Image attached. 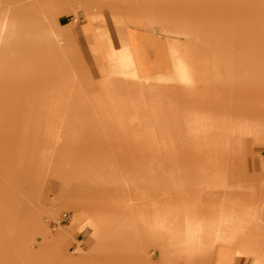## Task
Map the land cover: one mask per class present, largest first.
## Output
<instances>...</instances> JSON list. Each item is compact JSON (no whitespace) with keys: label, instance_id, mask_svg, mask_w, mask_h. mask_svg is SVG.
Here are the masks:
<instances>
[{"label":"rangeland","instance_id":"obj_1","mask_svg":"<svg viewBox=\"0 0 264 264\" xmlns=\"http://www.w3.org/2000/svg\"><path fill=\"white\" fill-rule=\"evenodd\" d=\"M62 1L57 12H68L73 29L85 6L97 4ZM110 1L92 20H107L120 41L106 73L93 74L96 90L80 77L73 82L49 50L53 42L39 53L45 97L62 96L54 115L52 100L44 101L45 144L54 147L17 158L39 162L6 171L0 164V264H196L212 241L245 235L246 213L220 209L235 206L240 191L222 183L227 166L234 183L259 181L244 163L228 161L254 146L264 153V0ZM129 26L150 31L156 71L140 67ZM70 37L76 51L78 31ZM4 54L17 73L7 79L19 81L24 53ZM12 111L25 117L24 107L1 109ZM36 225L48 238L43 246ZM255 230L253 240H264ZM258 246L241 251L264 255Z\"/></svg>","mask_w":264,"mask_h":264},{"label":"crops","instance_id":"obj_2","mask_svg":"<svg viewBox=\"0 0 264 264\" xmlns=\"http://www.w3.org/2000/svg\"><path fill=\"white\" fill-rule=\"evenodd\" d=\"M83 1L97 4L93 7L85 6V14L79 16L76 22L77 28L73 29L65 22L66 16L69 15L68 12H62V14L57 12L58 9L60 10L59 6L63 2L62 0H0V84L9 83L12 86H0V91L15 92L10 95H0V164L5 165V171L8 164L39 162L33 159L20 160L17 158L37 157L46 146L54 147V145L45 144L44 116L46 112L44 101L45 98L52 100L53 111L51 114L54 115L56 113L54 110L60 107L62 96L50 95L45 97L44 95V56L42 55L41 58L39 53L45 52V42H53L54 45L49 50L55 51L56 56L64 65L67 75L73 78L74 83L77 82L75 77H80L86 84L90 83L93 90H96V85L92 84L91 80L94 72L99 76L106 73V62L110 59L113 45L120 41L119 34L116 31L108 33L107 20L95 22L92 18L94 13L106 11L111 1ZM74 13L77 17L78 12L74 10ZM3 20L6 21L4 30L1 28ZM45 26L49 28L47 36H45ZM73 30L78 31L80 36L78 39L79 47L76 49L78 56L75 55L77 54L76 51H73L69 45ZM131 31L136 33L135 38L139 45L138 52L142 57L140 67L147 70L148 73L156 71L158 67L155 64L152 47L154 41L150 39L152 38L149 35L150 31L129 26L125 29L126 36H129L128 33ZM153 36L163 39L155 32ZM127 40H129L128 37ZM4 52L24 53V56L21 57L24 66L22 65L23 68L21 67L19 76L25 78H20L19 81L18 79H7L16 76L17 73L13 71L12 55H10L11 59L7 58ZM81 56L85 65L82 63ZM86 68L91 69V71L87 72ZM74 86L80 88L75 84ZM80 95L84 94L81 93ZM69 99H71L70 96ZM7 104L18 108L24 107L26 111L23 115L28 118L21 117L18 120L16 117L18 113L15 111L3 114L1 109ZM50 130L54 132L55 128L49 127L48 132ZM256 147H251L248 151L245 150L244 153H251L228 161V164L233 162L244 163L245 167L255 175L254 179L259 181L251 182L249 185L234 183L227 166L225 170L226 182L230 188L240 191L241 199L232 208L231 204L229 206L228 204L223 205L220 208L229 212L232 209H242L246 214L254 212L255 217L248 220L244 225L245 235L243 237L237 236L232 243H217L210 251L201 253L196 264H252L254 259H264V255L255 256L253 254L250 256L247 255V251H241L242 248L248 249L250 244L255 243L257 246L259 245L258 248L261 246V254H264V240H253L254 229L257 230L255 233L264 234V153H261L262 151L254 152ZM22 150L24 152L19 153ZM249 187L257 188L256 190L259 191L250 194L247 191ZM211 212L212 209H209L204 217ZM203 219H197V222ZM220 227L236 228L235 225L228 223ZM38 231H42L40 227Z\"/></svg>","mask_w":264,"mask_h":264},{"label":"bare ground","instance_id":"obj_3","mask_svg":"<svg viewBox=\"0 0 264 264\" xmlns=\"http://www.w3.org/2000/svg\"><path fill=\"white\" fill-rule=\"evenodd\" d=\"M5 25H6V21L5 20H3L2 21V24H1V28L4 30L5 29ZM46 40H47V37H46ZM258 145V144H257ZM255 147V146H254ZM254 149V148H253ZM224 186H225V184H226V186H227V182H226V180L222 183ZM225 186V187H226ZM225 187H223V188H225ZM208 203V202H207ZM211 203V202H210ZM213 204V203H212ZM209 206V205H208ZM212 213V212H211ZM214 214V213H213ZM255 217V213L253 212V213H251V214H246L245 216H244V222L245 223H247V221L248 220H250L251 218H254ZM207 220V219H206ZM205 220V221H206ZM238 228V227H237ZM162 230V229H161ZM238 230V229H237ZM33 231H34V233L38 236V238H39V240H40V244L43 246L47 241H48V238H47V236L46 235H44V234H42V231L40 232V231H38V232H36L35 231V229H33ZM190 234V233H189ZM191 235V234H190ZM195 238V237H194ZM236 239V237H234V239H232V238H228V239H226V238H222V239H218V240H216V241H212V243H214V245L215 244H217V243H232L234 240ZM188 240V239H187ZM50 243H54V244H56V243H58V240H55V239H52L51 240V242ZM255 244V243H254ZM195 246H197V245H195ZM191 251V250H190Z\"/></svg>","mask_w":264,"mask_h":264}]
</instances>
